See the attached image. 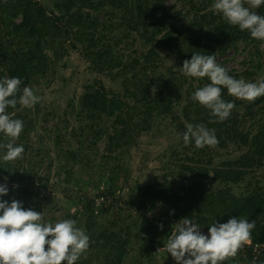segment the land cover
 Segmentation results:
<instances>
[{"label":"rangeland","instance_id":"1","mask_svg":"<svg viewBox=\"0 0 264 264\" xmlns=\"http://www.w3.org/2000/svg\"><path fill=\"white\" fill-rule=\"evenodd\" d=\"M140 3L144 4V0H15L0 10V79L9 78L15 58H19L24 74L21 89L31 87L41 97L32 108L20 105L31 120L22 121L23 131L13 142L15 146L23 145L21 158L5 162V150H0V163L7 166L0 171V184L6 183L9 190L0 201H21L25 209L43 213L42 222L76 220L90 238L89 249L76 264H105L96 255L107 244L103 236L111 232L115 241L126 244L128 255L123 264H156L143 254L150 233L142 222L156 215V224L163 225L171 207L157 198L154 189L151 195L156 198L151 202L150 213L141 209L142 193L155 183L167 182L172 193L181 197L177 202L181 208L177 219H194L207 229L215 221L221 222L224 204L236 201L240 205V200L245 201L253 190L264 186V164L256 173L244 172L247 163L242 161L243 154L252 148L225 144L224 122H218L210 110L191 99L197 88L210 83L207 78L186 77L180 71L183 61L197 53L199 45L189 37L199 36L200 31L180 34L183 31L174 30L173 39L162 45L164 39L169 40L168 32L157 29L154 17L163 16V7L157 3L151 13L138 8ZM213 3L214 0H165L171 22L184 27L183 30L190 26L199 9L206 7L203 14L210 18L211 13L217 15L211 7ZM24 21L27 26L16 31ZM157 53L159 57L152 55ZM148 56L163 58L165 68L159 72L171 68L184 83L182 88L178 84L171 88V92L178 91L164 93L160 103L154 95H161L163 89L158 83L149 88L154 113L148 115V124H144L140 117L145 116L144 111L141 115L138 110L131 112L139 127L135 129V138H127L124 147L120 143L110 147L109 137L114 134L111 127L96 140L95 149L84 147L80 143L84 139L82 130L92 122L81 112L83 95L88 88L100 85L109 98L134 91L137 81L140 87V80H134L131 72L125 80L122 69ZM93 60L98 66L104 65L106 72L97 71ZM216 62L234 78L248 82L264 80V41L251 38L237 42ZM107 72L118 77L113 81ZM222 98L235 104L231 115H242L248 106H253V115L243 121L242 127L252 134L260 130L258 122H264V96L248 102L229 96L222 89ZM122 102L135 105L130 98H123ZM228 120L237 122L241 117L230 116ZM188 123L214 130L219 143L202 149H197L194 141L185 146L182 137ZM7 142L0 134V143ZM70 152L90 158L82 165L71 159ZM227 170L230 174L225 176ZM114 173L118 174L117 182L111 183ZM81 182L89 185L80 187ZM110 186L116 189L108 201L112 205H106H110L109 211L104 212L101 198ZM182 208H188L186 213ZM158 236L166 239L165 234ZM155 256L164 263L163 252ZM224 264L238 263L229 259Z\"/></svg>","mask_w":264,"mask_h":264},{"label":"clouds","instance_id":"2","mask_svg":"<svg viewBox=\"0 0 264 264\" xmlns=\"http://www.w3.org/2000/svg\"><path fill=\"white\" fill-rule=\"evenodd\" d=\"M261 5L264 0H214L211 7L228 24L264 41V15L254 11ZM180 71L186 77L210 81L197 88L191 99L210 110L218 122L227 120L235 107L222 98V89L229 96L248 102L264 96V80L234 78L216 62L215 55L194 53L190 60L183 61ZM21 83L18 77L0 79V134L8 139L7 143H0L5 162L21 158L24 152L23 145L13 143L23 131V122L12 118L6 109H15L17 104L32 108L41 100L31 87L21 89ZM185 127V146L194 141L195 147L202 149L219 143L215 131L203 124L188 123ZM8 191L6 183L0 184V197ZM42 221L43 213L25 209L21 201H0V264H76L89 249L90 238L76 220L63 219L54 224ZM159 227L163 229L162 224ZM255 227V220L232 217L226 223L215 221L205 235L194 219L182 218L173 225L163 248L177 264H224L250 242ZM252 264H256L255 259Z\"/></svg>","mask_w":264,"mask_h":264},{"label":"trees","instance_id":"3","mask_svg":"<svg viewBox=\"0 0 264 264\" xmlns=\"http://www.w3.org/2000/svg\"><path fill=\"white\" fill-rule=\"evenodd\" d=\"M15 0H0V10L7 8L11 5L12 2ZM158 3L160 7H163V16L158 19V16L154 17V20H157L158 23L156 24L157 29L159 30H165L168 32V38L169 40L164 39L162 41V45L165 43L171 41L173 39V31L174 30H181L183 32L181 33H195L194 30L200 31L199 36H194L192 39L193 43H196L199 45L197 53L203 54V55H215L217 58L219 55L224 54L227 49H229L233 44L240 42V41H248L252 37L249 32L247 31H240L238 27L232 26L228 24L223 18L221 14L213 15L211 13L212 17L210 18L209 15H205V9L206 7L199 9L196 11V16L191 21L190 26L186 30H183V28H179L177 24L172 23L170 20V11L167 9V6H165V0H144V4L140 3L137 4V7L142 9L143 11L149 10V12L154 13L155 12V5ZM259 15H264V5H261L258 9H254ZM88 21V20H87ZM27 21H24L20 26L16 27V31H19L24 26H27ZM155 23V21H154ZM207 27V28H205ZM33 31V30H32ZM31 31V32H32ZM167 34V33H166ZM186 34V35H187ZM160 46V45H159ZM89 49V48H88ZM153 53V52H149ZM155 57H159V54H152ZM15 65L14 69L11 70L9 73V78L18 77L22 79L24 77V74L21 73L22 68V62L19 58H15ZM95 65V68L97 71H100L101 73L106 72L104 65H96V63L93 60V63ZM165 68L163 63V58H144V61L141 62V60H136L134 63H129L127 65V68H123L124 72H122L121 76L125 80L128 78V73H132V78L134 80H140V87L137 81L138 87L134 88V91L128 90L129 93L122 94V93H116L109 98V94L106 91L104 87L100 86H94L91 88H88L87 92L83 95L82 98V104L83 107L81 109L82 114H87V119L89 122H92V124L86 125L83 130V140L80 137H77L78 139H81L84 147H87L89 149H95L97 147V139L101 137L105 131H108L109 128L113 129L114 134H112L109 137V145L110 147L115 143H120L122 147H124V142L127 140V138H135L136 130L139 127V124L135 122V118H133L131 115L132 111L138 110L140 115L142 114V111H144L145 116L143 117L144 124H148V120L146 119L148 115L154 113L155 108L152 106L153 101L150 99V90L149 88L154 86L155 83H158L160 85V88L163 89L161 95L157 94L154 95V99L159 100V103L161 101V97L164 95V93H167V95H170L174 93L175 91H178L177 89L173 92H171V88L178 84L179 86L184 85L183 82L179 78L176 77V75L173 73L171 68H168L169 71H162L159 72V70ZM109 74V78L113 81L116 80V77L114 76L113 72H107ZM148 73H151L148 75ZM21 87V86H20ZM180 90V89H179ZM224 93H227V90L224 89ZM123 98H130L134 100V106L131 107L129 103L122 102ZM125 100V99H124ZM20 105L17 104V107L15 109L9 107L6 109L7 113L14 119H20L21 121H28L31 123V120L28 118L27 115L24 114L20 110ZM113 108V109H112ZM252 109H254L253 106H248L246 108L245 113H243L241 116L239 114L233 113L232 117L234 118H240L241 120L237 122H232L233 120H225L224 122V143H235L239 144L241 149H245V147L249 146L250 149L248 152H245L243 155L242 161L247 165L245 166L244 172L249 173L248 170H253L252 172L256 173L260 171V167L262 164H264V122L259 123L261 124L260 130H258L257 133L252 134L249 133L242 127L243 121L247 119L248 116H252L253 113L251 112ZM119 112L115 114L117 111ZM166 111V110H165ZM111 119H114L113 122ZM110 124V125H109ZM88 140L91 143H87ZM111 155V152H109V156ZM70 157L72 160L77 161L79 164L86 165L87 162L85 160H88L90 157L84 158L83 154H76L74 152H70ZM82 157V158H81ZM107 159H109L107 157ZM7 167L4 166L2 162L0 163V171L5 169ZM258 169V170H256ZM225 172V176L230 174V171ZM240 173L239 171L237 172ZM92 174H89V176H92ZM261 179L264 181V174H261ZM118 174H112L110 182H117ZM3 179V178H1ZM86 179V178H84ZM260 179V178H259ZM167 182H158L153 184V187L148 188L142 193V197L140 199V207L145 212H149L151 210V202L154 198L151 193H154V189L157 190V198L161 201L166 202L169 204L171 209L169 212H167V220L164 221L163 229L156 224L157 222V216L155 215L153 218L146 217L145 220L142 222V225L146 227V232H149V238L148 242L145 244V248H143V254L145 253L146 258L150 260H154V263L161 264L160 261L155 256V249L157 246H164V243H166V240L168 239V236L171 234V227L176 223V221H180L177 216V213L181 211V208L177 204V202L181 201V197L176 196L172 193V190L170 187L166 185ZM84 182H81L80 187H84ZM84 188H82L83 190ZM116 188L114 186H110L109 190H107V193L102 195V198L104 199V202L101 203L102 210L104 212L109 211V206L112 205L111 202H108L110 200V197H112L113 192H115ZM193 190V188L190 189V191ZM81 194V192H80ZM240 205L236 203V201L224 204L222 207V220L220 223H226L230 218L236 217V218H246L251 222L252 220L256 221V227L252 231L251 236V242L253 244L262 243L264 242V231L262 230V224L264 223V186H260L253 190L251 192L250 197L246 198L245 201L240 200ZM108 203H110L109 206H106ZM90 204L92 206H95L94 201H90ZM144 204V205H143ZM132 207H134L132 205ZM143 207V208H142ZM188 207V206H187ZM153 208V207H152ZM188 208H182V212L186 213V210ZM150 213V212H149ZM148 213V214H149ZM159 220V219H158ZM173 222V223H172ZM202 224V223H201ZM203 225V224H202ZM170 229V230H169ZM261 230V232H260ZM160 233L166 235V239L163 237L158 238ZM168 234V235H167ZM104 240L106 239L107 244L102 247L101 252L97 253L96 259L100 261L101 259L105 260V264H112V262L116 264H123L124 260L126 259V256L128 255V250L125 248L126 244H123L122 242H118L114 240L115 234L114 232H111L110 235L105 234ZM102 237V238H103ZM142 238L144 235L141 236ZM94 241V240H93ZM99 241V240H98ZM95 243L97 241H94ZM93 242V244H94ZM97 244H99L97 242ZM103 245V244H101ZM95 247V245H94ZM146 251H145V250ZM246 253L243 254V256L237 260L234 258H231V261L237 262L238 264H247L249 262H253V260H256V263L262 262L264 263V256H256L252 250L246 249ZM104 256V258H103ZM163 264H166L167 261H163Z\"/></svg>","mask_w":264,"mask_h":264},{"label":"built area","instance_id":"4","mask_svg":"<svg viewBox=\"0 0 264 264\" xmlns=\"http://www.w3.org/2000/svg\"><path fill=\"white\" fill-rule=\"evenodd\" d=\"M101 201H102V203H103V202H104V199L101 198ZM194 222L199 223V222H197V221H194ZM199 224H200V223H199ZM200 225H201V224H200ZM201 232H202L203 234L207 235V234H208V229L205 228V227H203V226L201 225ZM163 247H164V246H157L156 249H155V255L158 254V253H162V252H163V256H162V258H165L164 261H167L166 264H177V262H176L174 259H172V258H170V257H168V256L166 255V253H165L166 250H165ZM246 249H250V250H252V252H253L256 256H262V255L264 256V242H262V243H257V244H253V243L250 241L249 243H247L243 248H241V249L238 251V254H237L236 257H234V259L239 260V259L243 256V254L246 253V252H245ZM166 257H167L168 259H167Z\"/></svg>","mask_w":264,"mask_h":264}]
</instances>
